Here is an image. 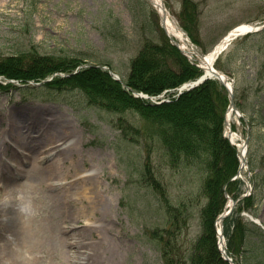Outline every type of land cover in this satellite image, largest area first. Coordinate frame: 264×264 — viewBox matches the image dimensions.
Here are the masks:
<instances>
[{
    "label": "rangeland",
    "instance_id": "374dc122",
    "mask_svg": "<svg viewBox=\"0 0 264 264\" xmlns=\"http://www.w3.org/2000/svg\"><path fill=\"white\" fill-rule=\"evenodd\" d=\"M185 1L163 0L179 27L188 12ZM190 1L195 40L185 34L199 54L239 24L264 22V0ZM163 34L159 17L145 0H0V66L11 56L23 63L37 53L56 63L84 59L76 68L106 72L101 67L107 65L124 81L144 44L159 43ZM220 59L215 68L233 81L235 105L251 129L247 167L226 193L236 199L249 183L256 203L254 213L251 197L241 200L224 221L226 250L236 264H264V30L233 40ZM20 64L18 69L27 68ZM66 74L49 76L62 80ZM6 79L0 76L1 163H13L18 145L25 154L37 152V146L48 151L52 134L67 136L65 145L72 148L69 154L75 161L61 153L64 165L59 161L55 166L64 176L56 174L51 180L44 174L24 178V171H14L19 162L12 169L6 166L0 178V208L5 204L17 210L13 214L21 235H8L0 217V264H190L194 244L203 234L205 158L172 165L159 137L135 112L108 110L73 87L40 86L33 80L12 84ZM244 118L232 116L234 145L226 132L224 136L236 158L237 145L246 137ZM51 156L32 163L42 167L55 160ZM13 182L20 185L15 192L8 186ZM87 184L92 190H86ZM88 191L95 197L93 205L85 198L80 201L90 196ZM222 199L221 210L227 202L223 193ZM244 214L262 227L236 243L234 226L250 222ZM214 238L216 245L215 231ZM74 241L76 247L71 246Z\"/></svg>",
    "mask_w": 264,
    "mask_h": 264
},
{
    "label": "trees",
    "instance_id": "16d2710c",
    "mask_svg": "<svg viewBox=\"0 0 264 264\" xmlns=\"http://www.w3.org/2000/svg\"><path fill=\"white\" fill-rule=\"evenodd\" d=\"M184 8L188 12L183 17L182 28L195 40L193 30L197 23L194 4L186 0ZM65 60L56 63L53 57L36 53L22 63L21 58L11 56L2 60L0 76L22 82L39 81L56 72L71 73L84 59L75 58V61L70 62ZM17 64L27 68L21 67L20 70L16 67ZM198 75V70L165 37H161L159 43L144 44L132 59L124 82L130 91L156 96ZM54 84L80 89L89 100L108 110H129L138 114L153 136L159 137L157 138L162 143L163 153L172 165L179 161H203L205 158L208 171L203 178L202 188L205 194L208 193V197L207 205L203 209V234L194 244L190 264H228L217 251L213 229V220L222 208V186L234 175L237 168L235 152L222 137V117L227 105L224 89L216 81L207 80L169 103L149 105L132 97L121 84L95 67L82 69L62 80L55 78L47 85ZM247 227L251 228V232ZM234 228L236 243H242L240 240L244 241L253 235V230L256 229L249 223L240 227L235 225ZM226 229L227 226L225 232ZM257 235L261 238L260 232ZM261 240L264 243V234ZM255 249L262 250L257 246Z\"/></svg>",
    "mask_w": 264,
    "mask_h": 264
},
{
    "label": "bare ground",
    "instance_id": "6f19581e",
    "mask_svg": "<svg viewBox=\"0 0 264 264\" xmlns=\"http://www.w3.org/2000/svg\"><path fill=\"white\" fill-rule=\"evenodd\" d=\"M165 28L166 30L169 32V34L174 37L176 40L178 41H181L180 42V45L182 47H184L185 45V39H184V36L181 34L180 31H178L174 25H171V22L170 20H167L166 23H165ZM256 26L252 25V24H240V25H237L236 27H234L232 30H230L220 41L219 43L216 45L217 47H220V46H224L226 42H228L231 38H233V36L237 35V34H245V33H248L250 31H253L255 30ZM206 59H205V62L203 63V65H206L207 62H210L212 59H213V53L210 51L209 53H207L205 55ZM232 116H233V111L229 110L227 113H226V133L228 134L229 132V129L231 128V124H232ZM36 120V119H35ZM41 130V129H40ZM39 130V131H40ZM44 131H41V133H43ZM7 134H9V132H7ZM19 135V134H18ZM22 136V134H20ZM40 135V134H39ZM37 134V136H33V137H38L39 136ZM20 136V138H21ZM23 137V136H22ZM228 137L229 139L232 141V142H235V136L234 134H228ZM53 142L49 141V145H52V147L48 150V151H45L43 150L42 152V149L41 147H36L37 152H33V151H29L28 153L29 154H26L25 156L23 155V151H26L25 148H23V146L21 147V145H18L17 147H15V150L13 149V154H12V157H11V161L13 163H11L12 165L14 164H17V162H20L18 164V166L15 168L14 171H18L20 172L19 170L21 171H24V174L26 173V177L29 176L30 179L32 178H35L36 177H44L45 175V178H47V180H51L53 179V175H59L60 178L64 176V173H62L59 169H56V164L58 163L59 164V161H61L64 165V158L60 159L58 158V156L63 153V154H67L69 155L70 159L72 162L75 161L74 159V156L73 155H70L69 153L71 152L72 154V148L68 145H65V142L67 141V136L64 138L63 136H59L58 134H52L51 138H50ZM59 143V144H58ZM10 145H12L10 143ZM13 146V145H12ZM1 148V147H0ZM241 152V151H240ZM61 154V155H63ZM242 154V152H241ZM53 155V157L55 156L56 158H54L55 160H53L52 162L50 161L49 163H47L46 165L40 167V166H37L35 164H33L32 162L34 163H37V164H40L41 162H44L46 160H49ZM242 156V155H241ZM24 159H26V161H29V164L27 166V169L26 171L24 170V167L21 165V163H23ZM11 164H9V169H12L11 168ZM23 169H22V168ZM7 173V167L1 163V160H0V178L2 177V175L6 174ZM44 174V175H42ZM67 178V177H65ZM82 178V177H81ZM62 181H64L63 179H60ZM61 182V181H60ZM13 184V185H12ZM11 185H8L9 187H12V191L15 192V190L19 189V186L18 184L16 183H12ZM57 183H53V184H50L51 186H54L56 185ZM61 184V183H60ZM89 186V188H87L86 190H92L91 189V185L90 184H87ZM57 186H60V185H57ZM10 191V190H9ZM5 192V195L9 192ZM64 192H62L61 196L64 195ZM88 193L90 194V196H86L84 195V193L82 192V194L84 195L83 197L80 198V201L82 202L83 199L85 198V200L87 202H89L91 205H93L95 203V197L91 195V192L88 191ZM228 206L230 205V202H227ZM5 207V204H3V207L0 208V217H1V223H4L6 229H7V234L8 235H13V236H17V235H21V232L19 230V228L17 227L18 224H17V221H16V216L14 217V211H17L13 206H9V207ZM220 223L218 224V230L220 229ZM74 245L71 244L72 247H76L77 246V242L74 241L73 242Z\"/></svg>",
    "mask_w": 264,
    "mask_h": 264
},
{
    "label": "water",
    "instance_id": "95a60500",
    "mask_svg": "<svg viewBox=\"0 0 264 264\" xmlns=\"http://www.w3.org/2000/svg\"><path fill=\"white\" fill-rule=\"evenodd\" d=\"M152 5H153L154 7H156V10L158 11V13H159V15H160V18H161V23H162V25H164V22H165L167 16H166V11H165V9H164V6H163L162 2H161L160 0H159V1H158V0H155V1L152 3ZM170 40L173 42V45H174V46H176L177 48H179L178 43H176V42L173 41L172 39H170ZM182 53H183L184 55H186L183 51H182ZM197 61H198L199 64L201 63L200 60H197ZM197 67L201 69L200 66H197ZM207 72L209 73L208 75L217 78V79H218L223 85H225L226 81L224 80V78L222 77L221 74H219V73L213 71L211 67H207ZM109 75H110L112 78H114L115 80L119 81V79L116 78L112 72H109ZM205 78H207L206 75H204L200 80L202 81V80H204ZM230 106H232V107L234 106V105H233V101H232V95H230ZM234 203H235V202H233L232 205H234ZM227 215H228V213H225V214L220 215L219 220L224 219ZM221 241H222V238L219 236V243H221ZM220 252H221V254H222L223 259H224L225 261H227V262H230V260H229V259L227 258V256L225 255L224 251H223V250H220Z\"/></svg>",
    "mask_w": 264,
    "mask_h": 264
}]
</instances>
